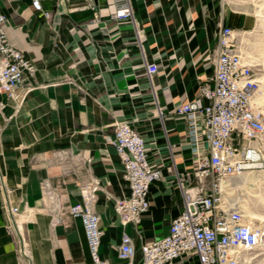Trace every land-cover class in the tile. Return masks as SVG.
I'll return each mask as SVG.
<instances>
[{
    "label": "crops",
    "instance_id": "1",
    "mask_svg": "<svg viewBox=\"0 0 264 264\" xmlns=\"http://www.w3.org/2000/svg\"><path fill=\"white\" fill-rule=\"evenodd\" d=\"M39 1L42 11L30 0H0L8 43L35 67L24 72L17 100L0 91V264H18L5 198L31 212L24 232L33 264H89L81 222L67 208L94 179L100 257L123 264L117 250L125 232L133 264H141L140 246L165 235L181 212L179 188L195 166L196 144L176 108L211 82L220 27L247 29L252 18L222 0H128L132 16L123 20L113 18L109 0ZM122 122L143 137L160 170L148 211L126 227L114 199L127 197L129 185L110 145Z\"/></svg>",
    "mask_w": 264,
    "mask_h": 264
},
{
    "label": "built area",
    "instance_id": "2",
    "mask_svg": "<svg viewBox=\"0 0 264 264\" xmlns=\"http://www.w3.org/2000/svg\"><path fill=\"white\" fill-rule=\"evenodd\" d=\"M30 1L34 10L42 11L39 0ZM222 1L234 11H242ZM109 4L114 19L132 16L128 0H109ZM245 10L254 20L251 27H220L210 55L214 70L211 82L200 83L199 99L176 108L196 144L195 166L179 188L181 212L165 235L140 246L141 264H173L180 258L198 264H264V198H246L250 205H244L240 198L242 189L255 183L243 176H264V71L258 62L264 56L255 50L256 37L250 36L261 8ZM43 14L50 16L49 12ZM5 23L0 9V91L17 100L24 72L33 74L35 67L8 43ZM249 44L254 51L248 52ZM156 69L149 67L150 72ZM110 145L119 157L130 191L127 197L114 199V211L122 227L136 226L148 211V190L160 177V170L150 163L143 137L128 123L115 126ZM99 188L95 179L83 185L81 200L67 208L68 214L81 222L89 264H109L98 252L103 232L94 202ZM4 204L9 216L6 229L18 264H33L24 232L31 212L26 206L20 211L7 198ZM134 254L131 238L123 232L117 257L123 264H133Z\"/></svg>",
    "mask_w": 264,
    "mask_h": 264
},
{
    "label": "rangeland",
    "instance_id": "3",
    "mask_svg": "<svg viewBox=\"0 0 264 264\" xmlns=\"http://www.w3.org/2000/svg\"><path fill=\"white\" fill-rule=\"evenodd\" d=\"M227 2H230L233 4V6H236L242 10L247 9H253L257 7L261 8V11L258 13V16L256 17V29L253 33L250 34L251 37H256L257 47L256 51L261 55L264 56V0H225ZM250 10V11H251ZM260 10V9H259ZM252 18V22H253ZM253 50L252 46L248 45V52ZM254 51V50H253ZM258 62L260 64V69L264 71V57H260L258 59ZM242 179H246L247 182L254 183V186H249V188H243L241 191L240 198H243L244 205H250V202L246 198H264V176L258 177V178H252L250 176L246 175L243 176ZM248 179V180H247ZM262 210V208H260Z\"/></svg>",
    "mask_w": 264,
    "mask_h": 264
},
{
    "label": "bare ground",
    "instance_id": "4",
    "mask_svg": "<svg viewBox=\"0 0 264 264\" xmlns=\"http://www.w3.org/2000/svg\"><path fill=\"white\" fill-rule=\"evenodd\" d=\"M246 178H247V176H246ZM247 180H248V179H247ZM262 218H264V216H263Z\"/></svg>",
    "mask_w": 264,
    "mask_h": 264
}]
</instances>
